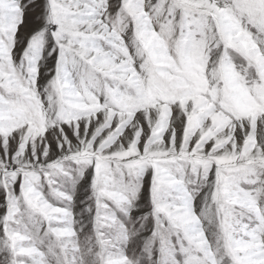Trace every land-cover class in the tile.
<instances>
[{"label": "snow or ice", "instance_id": "snow-or-ice-1", "mask_svg": "<svg viewBox=\"0 0 264 264\" xmlns=\"http://www.w3.org/2000/svg\"><path fill=\"white\" fill-rule=\"evenodd\" d=\"M0 264H264V0H0Z\"/></svg>", "mask_w": 264, "mask_h": 264}]
</instances>
